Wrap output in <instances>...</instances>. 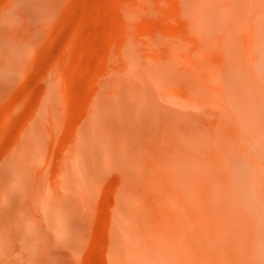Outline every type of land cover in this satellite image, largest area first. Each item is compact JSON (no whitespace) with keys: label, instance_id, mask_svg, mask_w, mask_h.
I'll return each instance as SVG.
<instances>
[{"label":"bare ground","instance_id":"obj_1","mask_svg":"<svg viewBox=\"0 0 264 264\" xmlns=\"http://www.w3.org/2000/svg\"><path fill=\"white\" fill-rule=\"evenodd\" d=\"M184 4L191 35L124 42L63 147L60 79L9 107L0 264H83L102 196V264H264V0ZM12 36L0 31L2 117L27 59Z\"/></svg>","mask_w":264,"mask_h":264},{"label":"rangeland","instance_id":"obj_2","mask_svg":"<svg viewBox=\"0 0 264 264\" xmlns=\"http://www.w3.org/2000/svg\"><path fill=\"white\" fill-rule=\"evenodd\" d=\"M35 3L42 5V8L37 14L33 12V15L31 9L36 7ZM185 13L184 0H0V31L6 32L8 36H17L14 37L16 39L22 35L19 40L27 50L23 78L7 97L2 113H7L10 106L24 107L36 101L38 104L44 76L50 74L62 83L59 91L66 105V122L58 145L60 142L64 143L68 137L64 132L68 133L67 128L80 116L82 104L85 102L84 105L87 106L91 102L88 99L93 97L97 81L107 73L113 63V56L121 45L133 40L149 43L153 47L160 42V35L168 31L167 34L173 32L174 35L190 36V18ZM1 111L2 109L0 114ZM10 111L9 114H2L4 118L0 115V129L13 116ZM59 146L63 147V144ZM102 197L99 203L101 200L105 201L101 205L97 203L99 207L96 206V214L97 211L99 213L96 215L97 221L95 216L96 228L94 230L93 226L89 237V251L85 250L82 255L83 264H102L105 256V218L108 217L105 205L110 206V201L105 196Z\"/></svg>","mask_w":264,"mask_h":264}]
</instances>
